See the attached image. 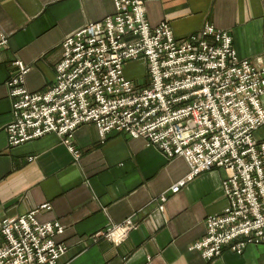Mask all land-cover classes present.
Instances as JSON below:
<instances>
[{
  "label": "built area",
  "instance_id": "2783aa9c",
  "mask_svg": "<svg viewBox=\"0 0 264 264\" xmlns=\"http://www.w3.org/2000/svg\"><path fill=\"white\" fill-rule=\"evenodd\" d=\"M112 1L113 15L63 39L49 88L29 92L24 82L29 70L14 63L17 72L6 82L7 147L54 134L78 159L73 133L91 124L101 141L123 135L144 140L167 160L183 158L189 172L169 189L172 195L195 177L222 169L227 206L205 218V234L191 250L211 261L224 251L242 255L248 246L264 245V141L254 137L264 125V68L240 60L225 31L205 25L175 39L166 21L149 26L143 0ZM6 45L1 35L0 46ZM131 61L144 63L143 84L125 79L123 68ZM166 200L165 193L158 198V211ZM48 208L0 222V264H70L61 262L67 247L54 241L63 227L35 218ZM135 227L128 219L92 240L119 245Z\"/></svg>",
  "mask_w": 264,
  "mask_h": 264
},
{
  "label": "crops",
  "instance_id": "0c3cea01",
  "mask_svg": "<svg viewBox=\"0 0 264 264\" xmlns=\"http://www.w3.org/2000/svg\"><path fill=\"white\" fill-rule=\"evenodd\" d=\"M143 3L150 27L166 21L175 39H185L211 25L229 34L240 60L264 68V0ZM114 12L112 0H0V36L7 38L0 46V222L48 204L35 218L63 227L54 241L67 247L61 262L70 264H264V245L248 246L242 255L224 251L211 261L191 250L205 234V218L227 206L222 169L195 177L172 195L169 189L189 172L183 158L167 160L144 140L123 135L101 141L91 124L73 133L78 159L54 134L7 147L11 105L6 82L17 72L14 63L29 70L24 78L29 92L49 88L63 39ZM260 105L264 112V96ZM254 137L264 141V125ZM164 193L160 212L157 201ZM128 219L136 227L121 244L92 240Z\"/></svg>",
  "mask_w": 264,
  "mask_h": 264
},
{
  "label": "rangeland",
  "instance_id": "374dc122",
  "mask_svg": "<svg viewBox=\"0 0 264 264\" xmlns=\"http://www.w3.org/2000/svg\"><path fill=\"white\" fill-rule=\"evenodd\" d=\"M125 79L135 83L143 84L146 82L147 72L145 65L141 61H131L123 68Z\"/></svg>",
  "mask_w": 264,
  "mask_h": 264
}]
</instances>
